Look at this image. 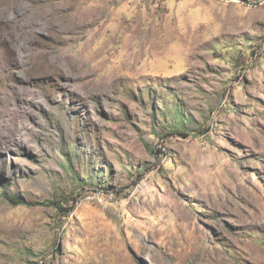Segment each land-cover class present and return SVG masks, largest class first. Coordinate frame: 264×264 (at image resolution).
<instances>
[{
  "label": "rangeland",
  "instance_id": "1",
  "mask_svg": "<svg viewBox=\"0 0 264 264\" xmlns=\"http://www.w3.org/2000/svg\"><path fill=\"white\" fill-rule=\"evenodd\" d=\"M0 264H264V0H0Z\"/></svg>",
  "mask_w": 264,
  "mask_h": 264
},
{
  "label": "trees",
  "instance_id": "2",
  "mask_svg": "<svg viewBox=\"0 0 264 264\" xmlns=\"http://www.w3.org/2000/svg\"><path fill=\"white\" fill-rule=\"evenodd\" d=\"M8 199L11 200L12 203H15V204L25 203V200L22 198H15V197L8 196ZM53 203H55L56 207L59 208V210H61L63 213H68L69 210H71V208H68V209L63 208L62 205L60 204V201H53Z\"/></svg>",
  "mask_w": 264,
  "mask_h": 264
}]
</instances>
